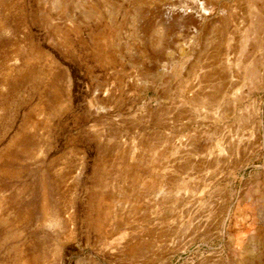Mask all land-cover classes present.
Listing matches in <instances>:
<instances>
[{"label": "rangeland", "instance_id": "374dc122", "mask_svg": "<svg viewBox=\"0 0 264 264\" xmlns=\"http://www.w3.org/2000/svg\"><path fill=\"white\" fill-rule=\"evenodd\" d=\"M263 6L0 0V264H264Z\"/></svg>", "mask_w": 264, "mask_h": 264}, {"label": "bare ground", "instance_id": "6f19581e", "mask_svg": "<svg viewBox=\"0 0 264 264\" xmlns=\"http://www.w3.org/2000/svg\"><path fill=\"white\" fill-rule=\"evenodd\" d=\"M264 7V6H263ZM242 55V54H241ZM243 56V55H242ZM259 60V59H258ZM254 75V74H253ZM256 208V207H255ZM258 211H257V213H255V217H253V220H254V222H259V221H262V229H263V231H262V236L261 237H263L264 238V218L263 217H260L259 218V215H258V212L259 213H261V211L259 210V209H257ZM257 224V223H256ZM253 227H255V226H253ZM260 229V228H259ZM258 236V235H257ZM239 256V255H238ZM238 258H236L235 257V255H233V254H230V258H229V260H230V262H236V260H237ZM242 260V259H241Z\"/></svg>", "mask_w": 264, "mask_h": 264}]
</instances>
